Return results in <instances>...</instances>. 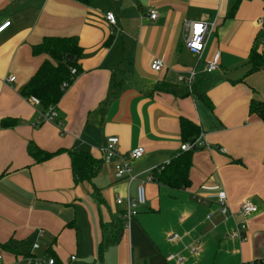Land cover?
<instances>
[{"label":"crops","instance_id":"0c3cea01","mask_svg":"<svg viewBox=\"0 0 264 264\" xmlns=\"http://www.w3.org/2000/svg\"><path fill=\"white\" fill-rule=\"evenodd\" d=\"M237 1L0 0V24L11 22L0 36V123L19 122L0 128V253L7 261L13 258L2 245L24 251L43 243V255L52 251L61 264H175L166 260L171 253H181L185 264H264V120L250 111L252 103H264V68L249 64L255 44L264 57V38L256 43L264 3L240 0L229 17ZM150 9L158 12L155 21ZM108 12L118 18L115 30ZM195 22L214 25L201 58L185 46L187 26ZM48 37H77L83 49L82 70L56 108L61 125L43 120L41 107L22 94L48 58L34 55ZM217 53L219 69L207 74ZM157 59L159 72L151 69ZM191 72L193 93L185 82ZM182 118L199 125L206 146L192 151L190 185L173 189L150 179L181 152ZM108 137L119 138L126 156L145 149L130 161L137 182L118 179L114 163L104 161ZM30 145L87 152L103 161L101 170L92 183L75 185L66 152L37 164ZM140 182L146 205L100 258L99 246L114 237L124 212L116 200L135 198ZM216 194L228 198L234 214L226 223L214 200L198 201ZM244 201L258 213L241 243L229 234L243 221ZM170 234L182 242L170 243ZM194 242L201 251L190 255L184 247Z\"/></svg>","mask_w":264,"mask_h":264},{"label":"trees","instance_id":"16d2710c","mask_svg":"<svg viewBox=\"0 0 264 264\" xmlns=\"http://www.w3.org/2000/svg\"><path fill=\"white\" fill-rule=\"evenodd\" d=\"M83 5H88L91 0H73ZM240 0L232 7L229 17L234 16ZM264 31H261L257 38V45L263 40ZM113 37L108 40L112 42ZM258 46L251 52L249 64L253 71H258L264 68V57L258 53ZM34 55H45L48 58L40 65L38 71L31 78L28 84L22 91L26 99L37 97L41 105L42 115L48 109L56 108L63 99L65 92L73 84L77 75L81 72L79 64L83 57V49L79 45L77 37H48L41 44L34 48ZM68 56L73 57V61L67 59ZM75 71V73H73ZM194 92V90H193ZM251 113L258 114L264 120V103H252L250 108ZM60 119L57 118L56 124H60ZM19 122L15 119H6L0 123V128L10 129L15 127ZM182 140L184 144L195 142L201 135L199 125L187 118L180 120ZM66 152L69 155L71 162V171L74 177L75 185L83 183H92L101 170L103 161L95 159L91 154L84 151H63L47 152L36 145L29 146V154L35 163L41 164L50 161L58 155ZM192 165V151H181L168 165L161 166L153 171L152 180L158 185L167 186L173 189L185 188L190 185V169ZM95 196L99 201H103L100 193L95 189ZM121 213L118 223H116L115 235L112 239H108L105 244L99 246L100 258L103 256L105 246L109 244H117L120 242L125 226V221ZM28 244H24L28 246ZM28 247L31 248L32 245ZM2 249L9 252L13 260L18 258H26L30 253H25L18 247L12 246L10 243L2 245ZM6 255V254H5ZM47 255L59 263L56 255L52 251H47ZM257 264V263H255Z\"/></svg>","mask_w":264,"mask_h":264},{"label":"built area","instance_id":"2783aa9c","mask_svg":"<svg viewBox=\"0 0 264 264\" xmlns=\"http://www.w3.org/2000/svg\"><path fill=\"white\" fill-rule=\"evenodd\" d=\"M264 3V0H263ZM149 16L152 20L158 18V12L154 9L149 10ZM105 19L110 25V27L115 30L119 27L118 18L114 13L108 12L105 14ZM259 26L264 28V15L258 21ZM11 25V22H6L5 24H0V36L6 31V29ZM214 25H209L203 22L189 23L187 26V35L185 38V46L194 55L201 58L204 50L206 49L208 40L213 32ZM220 53H217L212 60V62L206 65L207 74H212L219 69ZM163 68V62L161 60H154L151 69L155 72L161 71ZM75 73V71H73ZM196 73L191 72L190 75L185 80L187 89L190 93H193V89L196 83ZM15 77L9 80V82H14ZM35 106H40L41 102L37 97H31L28 99ZM58 115L54 108L48 109V111L42 115V119L46 122H56ZM120 140L117 137H108L106 139L105 145L102 149L103 158L106 162H113L115 166V172L118 179L127 178L129 179V185L138 181V176L133 175L132 167L130 161L139 160L144 157L145 149L139 147L129 153V156L121 153L119 150ZM206 144L203 142L200 136L195 142L184 144L181 147V151L190 152L195 149L204 148ZM157 169V168H156ZM152 181V178L150 179ZM214 200L219 206V212L224 219V223L234 214L231 212L228 198L225 195L216 194L203 199L198 198L200 202H209ZM117 205L124 206V212L122 215L125 221L126 228L130 227L132 221L139 215L140 209L146 205V191L144 182H140L137 186L136 197L131 198L128 196L126 199L119 198L116 200ZM258 213V208L254 206L249 201H244L240 206L239 215L243 218V221L236 224L235 230L229 234V237L234 241H239L241 243L246 241V232L248 229V220L253 215ZM211 215L208 216V220L211 219ZM38 236H42L38 233ZM168 240L172 244H179L182 242L183 237L178 234H170ZM201 243L194 242L184 249L188 251L190 255H196L201 251ZM30 256L26 258H18L12 261H7L3 253H0V264H57L56 260L49 257L47 254L43 255L42 258H37L33 253L35 250H39L40 246L38 243H34L30 248ZM72 261L76 260V257H71ZM168 262H173L175 264H185L186 258L181 253H171L166 257ZM129 264H134L130 262ZM255 264V263H252Z\"/></svg>","mask_w":264,"mask_h":264},{"label":"rangeland","instance_id":"374dc122","mask_svg":"<svg viewBox=\"0 0 264 264\" xmlns=\"http://www.w3.org/2000/svg\"><path fill=\"white\" fill-rule=\"evenodd\" d=\"M170 213V212H169ZM171 214V213H170ZM167 216V218H168V220H170V219H172V218H170L169 217V215H166ZM161 221H163L162 219H163V216L161 215V216H157ZM40 243V242H39ZM40 245H41V247H42V249H39V250H35L34 251V255L37 257V258H42V256H43V250H44V246L43 245H45V244H43V243H40ZM30 248H28V247H25V249H24V252L25 253H30ZM218 252V251H217Z\"/></svg>","mask_w":264,"mask_h":264},{"label":"water","instance_id":"95a60500","mask_svg":"<svg viewBox=\"0 0 264 264\" xmlns=\"http://www.w3.org/2000/svg\"><path fill=\"white\" fill-rule=\"evenodd\" d=\"M67 59H68L69 61H73V57H72V56H68Z\"/></svg>","mask_w":264,"mask_h":264}]
</instances>
